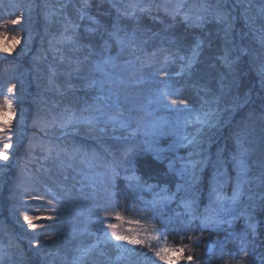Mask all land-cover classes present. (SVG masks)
I'll return each mask as SVG.
<instances>
[{
	"label": "trees",
	"instance_id": "16d2710c",
	"mask_svg": "<svg viewBox=\"0 0 264 264\" xmlns=\"http://www.w3.org/2000/svg\"><path fill=\"white\" fill-rule=\"evenodd\" d=\"M118 1L0 0V32L6 34L0 37V51L10 41L9 37L26 34L28 26L35 32L29 53L24 54L23 50L18 56L0 57V91L15 84L12 95L20 100L26 116L18 123L21 125L9 126L14 139L19 141L16 163L9 166L7 185L0 192V264H63L58 254L69 250L58 228L45 222L36 224L38 219H35L34 228L28 223L22 226L37 231L38 237L33 239L29 235V239L15 225V216L20 213L23 218L41 217L45 213L42 203L70 184L79 187L72 191L75 198L85 201L88 196V201L91 200L92 192L84 175L89 171L99 172L96 161L116 146L109 142L111 138L105 139L111 136V130L106 121L99 119L100 112L92 126L99 131L100 140L72 134L60 139L37 136L33 127L79 109L81 100L75 96H84L91 104L89 98L94 94L86 89V80L94 81L95 76H102L96 64L114 56L130 71V76L139 72L154 74L158 85L173 84L174 99L183 101L181 105L186 108L206 106L220 113V123L216 120V126L223 128L220 131L215 126L211 132H217L211 140H217L215 153L221 161H216L212 153L214 166L204 173L202 184L195 186L193 194L198 192L200 201L193 210L183 202L189 184L160 155L148 153L136 136L133 144L138 151L118 158L121 168L128 161L132 179L128 182L120 176L111 177L106 162L108 177L94 179L97 188L112 193L124 220H144L164 244L185 248L187 256L193 259L183 264H264V36L256 39L257 32H264V0H193L197 6L204 2L208 11L207 20L201 23L186 22L180 15L161 9L163 4L165 8L175 6L178 0H122L121 4ZM186 5L189 3L184 2L183 6ZM27 8H32L31 23H9ZM45 14L50 20L43 22ZM53 30L62 36L50 38L48 33ZM31 62L46 74L54 71L55 80L79 90L57 97L41 92L37 85L29 87L32 79L26 70ZM176 73L182 77H172ZM37 80L45 83L42 77L38 76ZM39 91L41 96L37 94ZM26 92L35 97V103L23 99ZM4 93L0 94V102ZM98 107L104 110L100 102ZM237 124L240 125L238 137L242 136L239 140H248L250 145H253L252 137L263 134L259 151L240 141L243 155L239 156L236 148V153L230 152L234 147L231 141L238 140ZM251 124L254 130L249 135ZM62 158L70 159L72 164H62ZM19 172L32 188V192L22 197L14 194ZM32 174L35 176L31 177ZM108 179L110 183L104 187L103 181ZM157 198L165 203H157ZM137 203L142 206L139 211L134 210ZM78 206L75 202L69 211L75 214ZM220 211L222 216L233 219L232 224L209 220V213ZM245 222L249 225L239 228ZM11 232L22 247L17 248L11 242L12 246L8 245L7 235ZM40 242L51 249L42 250ZM32 246L37 252L30 249ZM149 247L144 245L139 252L149 254L147 250L153 249Z\"/></svg>",
	"mask_w": 264,
	"mask_h": 264
},
{
	"label": "rangeland",
	"instance_id": "374dc122",
	"mask_svg": "<svg viewBox=\"0 0 264 264\" xmlns=\"http://www.w3.org/2000/svg\"><path fill=\"white\" fill-rule=\"evenodd\" d=\"M184 2L189 3V5L183 6ZM118 3L121 4L122 0H119ZM175 4V6H168L167 8H165V4H163L161 9L164 12L172 14L174 12L177 16L180 15L186 22L201 23L207 20L205 18L208 11L205 8L204 2L201 3L200 6H197V3L193 0H178ZM35 9L33 7V10L32 8L21 10L18 16L22 15L23 18L18 24H22V22H27V24L31 23L33 21V18L30 21L31 16H33L31 10L34 11ZM218 14L220 15L219 11ZM212 16L210 15V18H212ZM49 20V15L45 14L42 21ZM32 31L33 27L31 25L28 26L27 33H22V35L19 36V43L12 40V36L9 37L10 41L5 44L3 43L4 45L1 48L0 57L6 55L11 57L12 55L18 56L23 53V50L24 54L29 53L35 33H32ZM56 32L58 31H50L48 36L50 38L62 36V33L57 34ZM260 36L263 37L264 32H257L256 39L260 38ZM251 37H253V35ZM5 48H7L8 51H4ZM96 66H98V69H101L102 76H95L94 81L86 80L87 83L85 86L91 94H94L89 98L91 104L85 101L88 100L86 97L81 96L78 98L75 96L74 98H77L76 100H81L79 101V109H72L71 112L62 113L60 117L49 118L46 123L38 127H33V132H36L37 136L40 135L57 139H60L61 136L72 134L81 138L93 139V141L100 140L99 131H97L95 127H92L94 123L93 120L99 115L98 112H100L99 119L106 121V124L110 125L111 130V136L107 138H105V136L103 138H111L109 142H112L114 146H116V149L112 152L107 151L105 154L106 158H98L96 165L98 166L99 172L89 171L84 175L87 186L92 192L91 200L88 201V196H86L87 200L85 201L75 198L72 191L74 187L77 189H79V187L76 184H70L67 189L59 194H52L51 198H47V201L45 200L46 202L42 203L45 213L42 214L41 217L39 216L40 218L37 217L38 220L35 222L36 224L45 222L49 227L58 228V233L65 236L63 241L67 242V249L69 252L62 251L57 257L58 260L63 261V264L186 263L188 261L186 259V251H169L166 253L165 260H161L156 256L155 253L161 249L183 247L178 245L173 246L169 242L164 244L159 236L152 232L151 227L147 225L148 223L144 220H138L139 223H129L124 219L116 220L115 215L118 212V207L116 203L113 202L112 193L98 189L96 185L97 181L94 179L100 178V176H104L105 179L108 177V173H105L106 162H108V169L111 177L120 176L129 182V179L133 177L132 169H129L128 161L123 163L122 168L119 167L118 158L120 155H126L130 151H138L137 145L133 144L137 141L134 137L138 136L148 153L160 155V157L166 160L169 166H171L173 172L182 177V179L189 184L190 189L184 192L183 202L187 208L195 209L200 201L198 192L193 194L197 189L195 186H200V184H202L203 178L205 177L204 173L207 172L211 166H214L212 153H215L217 150L215 148V142H217V140H211V138L215 136V132L217 131L211 132V130L216 126V120L220 123L218 119L220 113H215L206 106L190 109L181 104L172 105L171 101L175 98L174 93L176 92V88L173 84L158 85L154 74L139 72L132 74L131 77L130 71L126 70L125 67H123V63H120L115 56L109 57L108 61L102 60L100 63L96 64ZM26 72L32 79L28 86L37 85L38 89L43 93H53L55 96L59 97L60 95L64 96L70 93V90H79L78 88L71 89V86L67 87L65 84L60 83L54 79L56 74L54 71H51V75L48 73L46 74L44 71L38 69L32 62L30 64V69L26 70ZM146 73L150 72L147 71ZM179 74L180 73H176L172 75V77H182ZM260 74L261 73H259V75ZM38 76L45 79V83L44 80L43 82H39L37 80ZM40 91L37 93L39 96L42 94ZM3 92L5 93L0 104L3 103L5 96H9L13 101L15 113L8 112L6 106L5 111L0 113V124L6 125L3 132H0V151L4 152L9 157L8 160L0 158V192L7 185L6 177L8 175L9 166L16 163V145L19 140L14 139L12 130L9 126L22 123L23 119L26 117L25 110L20 100H17L12 93L9 94L7 90H1L0 94H3ZM23 99L29 101L28 103H35L36 101L35 97L27 92L23 96ZM99 102L102 104L104 110L98 107ZM104 112L106 114L101 115ZM183 113L184 116L182 115ZM205 113L214 114L211 119V123L214 125L213 127L198 122L197 118L200 117L203 119ZM250 116L251 113L248 117ZM32 126L33 125L30 127ZM217 127L218 125L216 129L222 131L223 127ZM238 127H240V125L237 124L236 128ZM250 129L249 135L252 134L254 130L252 124L250 125ZM128 133L132 135L125 137ZM239 133L240 130L238 128L235 132V137H237L238 140L231 141L234 145L233 150L230 151L231 153L237 152L239 156L243 155L244 149L240 148V146H242L240 141L246 143L244 146L259 151L260 146L263 144V134L257 138L252 137L251 142L253 145H250L248 140H239L242 138V136L238 137ZM5 143L11 144V147L5 149L3 147ZM234 148H236V152ZM183 151L186 152V156L183 154ZM61 152L66 153L67 151L64 152L61 149ZM230 152L228 156L231 154ZM254 155L255 154L251 157ZM61 160L62 164H72L70 159L67 160L62 158ZM215 160L221 161L219 154ZM81 161L83 163L85 162V165H89V162L87 163L85 158L81 157ZM222 161H224V159ZM59 167H62V165L59 164ZM221 171H223V169ZM19 173V181L15 183L16 187L14 189V194L21 195L22 197L32 192V188L30 183L27 185L26 182L28 180H23L24 174L22 172ZM33 176L35 175L32 174L31 177ZM108 180L103 181L105 182L104 187H106V184L110 183V180L109 182ZM96 192L99 194L95 197ZM17 200L24 199L17 198ZM49 200H51L52 203H48ZM75 202H77L79 206L76 213L73 214L69 210L72 209ZM19 206H22V204H19ZM35 211L41 212L42 210ZM15 217V225L18 228H22L29 239L30 236L34 239L35 236H37V231L33 228L29 229L22 227L27 226V222L24 221L20 213ZM48 217H54V219H48ZM97 217L100 219L98 220ZM108 223L116 224V230L122 234L131 235L134 233L138 235L141 239L146 241V247L150 248L149 246H151L153 249L147 250L149 254H146V252L142 254L139 250L144 245H131L128 244L127 241L115 240L111 235L112 230L107 228ZM13 236V232L7 235L8 245L12 246V243L17 248L22 247L21 243ZM39 245H41L40 247L42 250L51 249L49 246H47V248L42 245L41 242ZM40 247L38 248L39 251H41ZM30 249L37 252L35 246L30 247ZM1 254L4 255L2 252ZM42 255L43 254H41V256ZM49 262H51V259L47 263Z\"/></svg>",
	"mask_w": 264,
	"mask_h": 264
},
{
	"label": "snow or ice",
	"instance_id": "6c2138e0",
	"mask_svg": "<svg viewBox=\"0 0 264 264\" xmlns=\"http://www.w3.org/2000/svg\"><path fill=\"white\" fill-rule=\"evenodd\" d=\"M22 15L21 16H18L16 17L15 19H11L9 21V23H11L12 25H16L18 23L21 22V19H22ZM4 35H6L5 33L3 32H0V37H3ZM12 40H14L16 43H19L20 42V38L18 36H12L11 37ZM4 51H8L7 48L4 49ZM191 62L189 61V64ZM16 85L13 84L11 85L7 91L9 94H11L14 89H15ZM184 102L183 101H179V100H176V99H173L171 101V104L172 105H178V104H183ZM5 106L7 108V111L8 112H11V113H15V109L13 108V101L11 98H9V96H5L4 97V100H3V103L0 104V113H3L5 111ZM214 114L212 113H205L204 114V118L201 119L200 117H198V122L202 123V124H208L209 127H213L214 125L211 123V119H212V116ZM6 125L4 124H0V132H3V130L5 129ZM3 147L5 149L7 148H10L11 147V144H8V143H5L3 145ZM0 158L4 159V160H8V155H6L4 152L0 151ZM33 199H36L35 196H33ZM48 203H52L51 200L48 201ZM37 219V217H34V216H27L25 215L24 216V220L28 223L29 227H35L32 223L33 220ZM48 219H54V217H48ZM97 219L99 220L100 218L97 217ZM115 219L116 220H122L123 217L120 215L119 212L116 213L115 215ZM129 223H139V221H128ZM107 228L111 229V235L112 237L117 240V241H127L128 244H131V245H145L146 246V241L141 239L138 235L136 234H131V235H126V234H122L121 232L117 231V225L116 224H113V223H108L107 224ZM131 231V230H129ZM169 251H177V252H183L185 251L184 248H164V249H161L160 251H157L155 254L156 256H158L161 260H165L166 259V253L169 252ZM187 251H191V249H187ZM187 260L191 261L193 259V257L191 255L187 256L186 257Z\"/></svg>",
	"mask_w": 264,
	"mask_h": 264
},
{
	"label": "bare ground",
	"instance_id": "6f19581e",
	"mask_svg": "<svg viewBox=\"0 0 264 264\" xmlns=\"http://www.w3.org/2000/svg\"><path fill=\"white\" fill-rule=\"evenodd\" d=\"M213 155H214L215 158H217L216 153H214ZM198 196H200V194H198ZM157 199H158V198H157ZM167 200L169 201V198H168ZM159 202H164V199H161V200H160V198H159L158 201H157V203H159ZM164 203H165V202H164ZM145 206H147V205H145ZM134 208H135L134 210L139 211V209H141L142 206H141V205H138V203H137V205H135Z\"/></svg>",
	"mask_w": 264,
	"mask_h": 264
}]
</instances>
